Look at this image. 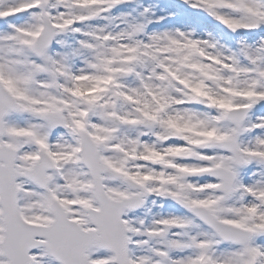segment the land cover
Segmentation results:
<instances>
[{"label":"snow or ice","instance_id":"snow-or-ice-1","mask_svg":"<svg viewBox=\"0 0 264 264\" xmlns=\"http://www.w3.org/2000/svg\"><path fill=\"white\" fill-rule=\"evenodd\" d=\"M0 264H264V0H0Z\"/></svg>","mask_w":264,"mask_h":264}]
</instances>
